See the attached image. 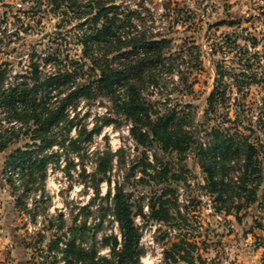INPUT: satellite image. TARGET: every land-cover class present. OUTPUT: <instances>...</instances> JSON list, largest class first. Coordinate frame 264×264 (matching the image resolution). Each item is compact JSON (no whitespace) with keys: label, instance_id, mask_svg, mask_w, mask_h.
Instances as JSON below:
<instances>
[{"label":"rangeland","instance_id":"374dc122","mask_svg":"<svg viewBox=\"0 0 264 264\" xmlns=\"http://www.w3.org/2000/svg\"><path fill=\"white\" fill-rule=\"evenodd\" d=\"M89 1L56 8L52 0H0V68L6 71V82L28 75L36 63L44 74L62 76V85L47 91L55 100L73 79L93 78L97 72L82 43L84 35L95 32L87 14ZM105 1L132 11L130 31L167 39L159 83L144 87L153 109L163 113L176 106L185 115L191 140L207 143L211 127L237 140L246 135L264 167V0ZM88 53L101 57L97 49ZM214 89L223 94L210 108L207 99ZM94 93L67 107L72 126L55 131L64 145L49 149L58 160L51 161L45 179L28 192L20 185L12 190L3 173L7 154L25 141L0 152V179L6 198L16 205L31 264H64L60 251L48 256L47 243L73 233L83 246L92 243L99 254H108V247L100 246L102 236L121 241L118 223L108 210L117 186L127 193L141 233L140 264H163V250L179 240L174 235L180 227L200 235L186 237L198 241L206 264H264V180L257 201L237 211L236 205L244 203L237 194L245 192L236 190L228 202L230 212L212 215L214 201L204 187L206 174L194 148L179 153L163 150L154 140L137 143L131 120L109 97ZM101 157H107L109 169L99 181ZM241 157L231 163L232 175H238L234 170ZM165 185L175 190L174 201L176 196L184 214L181 218L171 212L175 230L149 216V202Z\"/></svg>","mask_w":264,"mask_h":264},{"label":"trees","instance_id":"16d2710c","mask_svg":"<svg viewBox=\"0 0 264 264\" xmlns=\"http://www.w3.org/2000/svg\"><path fill=\"white\" fill-rule=\"evenodd\" d=\"M63 3H69L70 8L78 6L76 0H52L56 8ZM86 6L95 32L84 35L82 43L86 55L90 56L91 68L97 72L93 78L88 77L84 82L73 79L64 90L59 89L55 95L57 98L53 100L47 91L62 85L60 74L46 75L38 64L32 63L28 75L6 82V71L0 68V152L20 140L25 141L5 158L3 173L6 184L15 192L19 185L23 187V192H28L30 186L40 184L45 179L47 166L59 157L49 149L57 143L64 145V139L55 131L60 132L66 124L67 130L72 126L66 113L67 107L81 97L91 98L96 92L109 97L117 111L131 120L130 131L137 143L147 144V141L154 140L163 150L171 149L179 153H185L190 146L194 148L206 174L204 187L214 201L212 215L230 212L228 202L235 196L236 190L245 192L244 195L237 194L244 198V203L236 205L237 211L257 201V191L264 180V167L260 165L256 145L246 135L237 140L211 127L207 143L191 140L189 131L185 129V115L179 114L181 112L176 106L168 107L163 113L157 112L143 95L144 87H156L159 83L163 68L158 66H161L165 56L163 48L167 39L154 38L145 30L130 31L132 11L116 2L90 0ZM91 48L97 49L101 57L89 55ZM222 94L217 89L212 90L207 99L208 107L213 108ZM90 134L91 131L87 138ZM71 142L77 143L76 140ZM240 156L242 163L238 169H233L238 172L235 176L231 174V163ZM106 158L101 157L97 164V170L101 173L99 181L109 169ZM174 194L175 190L165 185L149 202L150 218L158 223H167L171 230H175L171 212L184 217L176 196L174 201ZM107 197H110V193ZM23 205L25 207L26 203ZM108 210L118 223L121 234L120 242L116 236H102L100 246L108 247V254H99L92 243L83 246L73 233L66 239L59 237L48 242V256H52L55 249L60 251L64 264H140L141 233L134 222L132 204L123 188L116 187ZM237 211L235 217L239 220ZM139 213L144 214L141 209ZM106 214L107 211H104L102 217ZM188 235L200 236L189 229L185 231L183 227L177 229L174 236H179V240L172 241L163 250V264H206L198 241L189 240Z\"/></svg>","mask_w":264,"mask_h":264},{"label":"crops","instance_id":"0c3cea01","mask_svg":"<svg viewBox=\"0 0 264 264\" xmlns=\"http://www.w3.org/2000/svg\"><path fill=\"white\" fill-rule=\"evenodd\" d=\"M1 182V179H0ZM6 187L0 185V264H31L27 243L22 238L13 201L5 196Z\"/></svg>","mask_w":264,"mask_h":264},{"label":"water","instance_id":"95a60500","mask_svg":"<svg viewBox=\"0 0 264 264\" xmlns=\"http://www.w3.org/2000/svg\"><path fill=\"white\" fill-rule=\"evenodd\" d=\"M0 185H3V183H2V182H0Z\"/></svg>","mask_w":264,"mask_h":264},{"label":"built area","instance_id":"2783aa9c","mask_svg":"<svg viewBox=\"0 0 264 264\" xmlns=\"http://www.w3.org/2000/svg\"><path fill=\"white\" fill-rule=\"evenodd\" d=\"M61 264H63V263H61Z\"/></svg>","mask_w":264,"mask_h":264}]
</instances>
